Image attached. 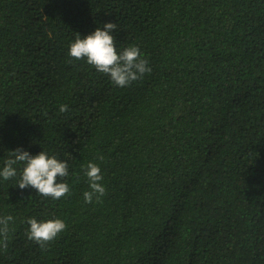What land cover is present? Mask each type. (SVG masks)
<instances>
[{
  "label": "trees",
  "instance_id": "16d2710c",
  "mask_svg": "<svg viewBox=\"0 0 264 264\" xmlns=\"http://www.w3.org/2000/svg\"><path fill=\"white\" fill-rule=\"evenodd\" d=\"M106 22L151 68L126 87L68 55ZM18 147L70 193L0 178V264H264V0H0V168ZM29 218L66 229L41 249Z\"/></svg>",
  "mask_w": 264,
  "mask_h": 264
},
{
  "label": "clouds",
  "instance_id": "9594fccd",
  "mask_svg": "<svg viewBox=\"0 0 264 264\" xmlns=\"http://www.w3.org/2000/svg\"><path fill=\"white\" fill-rule=\"evenodd\" d=\"M116 30L117 25L114 22H106L88 35L75 33L68 55L76 60L84 59L97 72L107 75L115 86L126 87L141 79L145 73H150L151 68L137 46L129 45L117 51L116 38L113 35ZM67 107L61 105L60 111H66ZM8 153V158L0 168V178L3 180L16 177L17 167L14 166H19L16 186L20 189L31 187L42 196L52 199H59L70 193L68 183L63 180L69 175L67 160H61L55 155L50 156L44 150L31 155L21 147ZM99 159L102 160L103 157ZM82 167L85 168L83 174L89 185V190L83 193L84 201L99 202L106 194V189L101 183V169L92 162ZM12 220L11 216L0 218V247L5 249L8 245L9 222ZM27 224L28 239L37 243L41 249H45L66 229V224L60 219L38 222L35 218H29Z\"/></svg>",
  "mask_w": 264,
  "mask_h": 264
}]
</instances>
